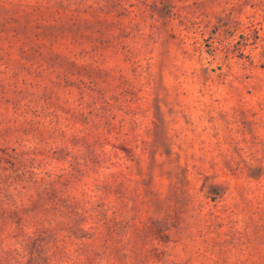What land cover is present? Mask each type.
<instances>
[{"label": "rangeland", "instance_id": "rangeland-1", "mask_svg": "<svg viewBox=\"0 0 264 264\" xmlns=\"http://www.w3.org/2000/svg\"><path fill=\"white\" fill-rule=\"evenodd\" d=\"M0 264H264V0H0Z\"/></svg>", "mask_w": 264, "mask_h": 264}]
</instances>
